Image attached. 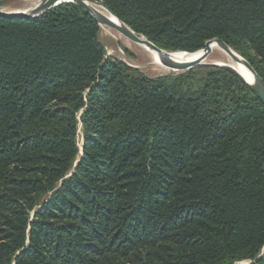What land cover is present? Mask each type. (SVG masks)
Returning a JSON list of instances; mask_svg holds the SVG:
<instances>
[{
	"label": "trees",
	"instance_id": "obj_1",
	"mask_svg": "<svg viewBox=\"0 0 264 264\" xmlns=\"http://www.w3.org/2000/svg\"><path fill=\"white\" fill-rule=\"evenodd\" d=\"M101 1L264 81V0ZM99 26L73 2L0 16V264H264V105L217 65L127 74Z\"/></svg>",
	"mask_w": 264,
	"mask_h": 264
},
{
	"label": "rangeland",
	"instance_id": "obj_2",
	"mask_svg": "<svg viewBox=\"0 0 264 264\" xmlns=\"http://www.w3.org/2000/svg\"><path fill=\"white\" fill-rule=\"evenodd\" d=\"M40 1L42 0H0V10L10 11V12L33 11L36 10L37 6L40 4ZM95 1L99 2L101 5L106 6L101 0H95ZM98 39L103 44L106 50L104 61L115 60L119 62L122 66V69L127 74L134 76L137 75L144 77H153L162 74H178L185 71L182 69L169 66L163 61L157 60L156 55L154 54L153 51L149 50L142 44L136 43L126 38L118 31H116L115 29L109 26L106 25L99 26ZM175 51H180V50H175ZM236 53L240 55L238 52ZM241 57L245 59L243 56ZM204 62L212 63V64H222L225 62H231V59L223 48L216 45L212 48L210 54L207 56ZM201 66H207V65H201ZM81 113L82 110H80L77 113L78 129H77L76 139L79 148V153L77 156L78 158L81 157L82 154V141H83L82 124L80 122ZM243 263L246 264L247 262L244 261Z\"/></svg>",
	"mask_w": 264,
	"mask_h": 264
},
{
	"label": "water",
	"instance_id": "obj_3",
	"mask_svg": "<svg viewBox=\"0 0 264 264\" xmlns=\"http://www.w3.org/2000/svg\"><path fill=\"white\" fill-rule=\"evenodd\" d=\"M64 2H73L81 7H83L87 12L90 13L94 17V19L98 22L99 25H106L109 26L116 31H118L120 34L125 36L126 38L144 45L151 51H154L158 53L164 63H166L169 66H172L174 68L182 69V70H188L193 67L201 66V65H217L221 66L233 73H235L237 76H239L250 88V90L259 98L261 103L264 105V81L260 78V76L256 73L254 68L240 55H238L228 44H226L222 39L220 38H211L207 40L204 44L203 52L200 54L198 58L191 61H182L177 60L173 57L174 53L177 51H171L166 50L163 48L158 47L155 45L152 41H150L148 38L143 37L137 33H135L132 29H130L126 24H124L122 21H120L114 13H112L106 6H103L105 10L109 12L112 16H114L117 20L113 21L109 17L102 14L96 7H94L92 4L99 2L95 0H44L43 5L33 11H3L0 10V16L3 17H23V18H33L38 19L41 17L47 10L61 4ZM220 46L223 48L227 54L229 55L231 62H225L222 64H212V63H206L204 60L207 58V56L210 54L212 48L214 46ZM186 52V51H182ZM239 65L245 67L251 74L252 77L247 78L242 70L239 69ZM264 252V248L262 249L261 254ZM261 254L259 256H261ZM240 263V262H239ZM238 263V264H239ZM244 264V263H240ZM247 264V263H246Z\"/></svg>",
	"mask_w": 264,
	"mask_h": 264
},
{
	"label": "bare ground",
	"instance_id": "obj_4",
	"mask_svg": "<svg viewBox=\"0 0 264 264\" xmlns=\"http://www.w3.org/2000/svg\"><path fill=\"white\" fill-rule=\"evenodd\" d=\"M44 0L40 1V4L37 6L36 9L40 8L43 5ZM94 7H96L102 14H104L105 16L109 17L110 19H112L113 21H116V18L114 16H112L111 14H109V12H107L105 10V8H103V6H101V4L95 3L92 4ZM147 48V47H146ZM203 49H199L197 51L194 52H182V51H177L174 53L173 57L177 60H182V61H191V60H195L196 58H198L200 56V54L203 52ZM150 50V49H149ZM154 52V51H153ZM154 54L156 55L157 60L162 61L160 55L156 52H154ZM166 66V65H165ZM239 69L243 71V73L245 74V76L247 78H250V76L252 77V74L243 66L239 65Z\"/></svg>",
	"mask_w": 264,
	"mask_h": 264
}]
</instances>
